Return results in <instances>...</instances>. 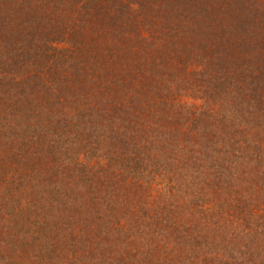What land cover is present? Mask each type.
<instances>
[{
	"label": "trees",
	"instance_id": "trees-1",
	"mask_svg": "<svg viewBox=\"0 0 264 264\" xmlns=\"http://www.w3.org/2000/svg\"><path fill=\"white\" fill-rule=\"evenodd\" d=\"M0 264H264V0H0Z\"/></svg>",
	"mask_w": 264,
	"mask_h": 264
}]
</instances>
